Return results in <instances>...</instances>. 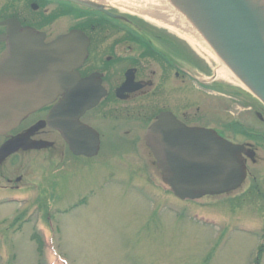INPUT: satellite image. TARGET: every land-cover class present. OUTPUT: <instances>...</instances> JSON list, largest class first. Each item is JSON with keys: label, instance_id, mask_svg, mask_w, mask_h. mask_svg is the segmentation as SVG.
Listing matches in <instances>:
<instances>
[{"label": "rangeland", "instance_id": "rangeland-1", "mask_svg": "<svg viewBox=\"0 0 264 264\" xmlns=\"http://www.w3.org/2000/svg\"><path fill=\"white\" fill-rule=\"evenodd\" d=\"M248 2L264 38V0ZM64 19L55 31L68 28ZM204 51L218 70L217 58ZM218 79V94H198L202 112L214 116L207 122L222 129L235 122L227 135L256 148L239 188L196 200L176 197L140 138L143 130L129 139V127L111 121L89 159L60 143L5 158L0 264H264V104L245 86ZM241 128L246 135L236 131ZM17 176L19 188H3Z\"/></svg>", "mask_w": 264, "mask_h": 264}, {"label": "flooded vegetation", "instance_id": "flooded-vegetation-1", "mask_svg": "<svg viewBox=\"0 0 264 264\" xmlns=\"http://www.w3.org/2000/svg\"><path fill=\"white\" fill-rule=\"evenodd\" d=\"M62 18H66L62 21L68 28L55 31L60 26L56 23ZM49 25L54 27L51 33L43 29ZM28 26L38 34L44 33L46 42L73 29L82 30L88 38V54L79 67L70 66L69 62L70 87L59 91L50 104L30 112L16 127L0 136L3 139L0 146L13 138L23 141L26 149L13 155L57 147L60 143L72 156L89 159L90 156L77 155L71 150L58 125L68 124L72 143L76 145L75 134L86 141L91 138L88 129H92L100 140L98 154L106 136L103 126L112 121L118 128L129 127V139H136L135 133L143 130L140 138L151 152L161 179L165 180L173 171L166 150L182 145L184 137L187 138L182 132L184 126L208 128L233 141L227 132L235 122L223 129L207 122L214 116L203 113V102H199L198 94L220 92L213 56L211 60L201 53L205 49L193 30L182 27L177 20H169L157 8L133 12L96 0H0V62L6 60L8 64L9 96L18 97L26 86L29 96L43 95V80L39 83L37 73L28 70L34 62H29L27 53L22 52L27 51V45L25 42L22 46L23 40L18 37ZM16 72L23 76V86L20 82L12 85V74ZM28 78L30 84L26 82ZM86 79L88 90L79 86L78 91L76 81L82 85ZM93 98L98 99L97 104L86 108L85 100ZM52 110L57 114L54 122L57 126H51L47 120ZM88 145L84 143V147ZM245 145L247 149L241 156L247 159L251 149L256 148L249 142ZM21 181L22 176L8 178L10 185L3 188H19Z\"/></svg>", "mask_w": 264, "mask_h": 264}, {"label": "water", "instance_id": "water-1", "mask_svg": "<svg viewBox=\"0 0 264 264\" xmlns=\"http://www.w3.org/2000/svg\"><path fill=\"white\" fill-rule=\"evenodd\" d=\"M83 2L82 0H71ZM175 1V0H174ZM183 11L194 29L202 35L216 54L225 62L239 80L264 103V38L259 19L248 0H182ZM175 4V3H174ZM18 36L26 42L28 61L34 62L28 70L37 73L39 83L43 80V95L29 96L26 90L18 97L6 92L8 64L0 62V136L17 126L24 116L50 104L54 96L70 87L68 66L79 67L87 55L88 39L80 30L60 35L46 43L45 34L25 27ZM37 41L32 43V41ZM75 56V60H71ZM13 83L25 84L23 76L12 74ZM36 79V76H35ZM88 79L80 86L88 90ZM30 84V79L26 80ZM79 91V89H78ZM78 94V92H76ZM85 93V92H84ZM105 94V93H104ZM86 96V93H85ZM79 97H76L78 100ZM98 99H86V108L97 104ZM54 110L47 120L51 126H57ZM164 120V116H161ZM64 124V125H62ZM59 128L70 143L71 150L77 155L94 156L100 146L97 133L88 129L91 138L84 141L75 134L76 144L72 143L67 123ZM187 138L178 148L166 150L172 174L165 182L174 194L182 199H197L206 194H222L239 188L247 177V167L241 152L244 144L233 143L220 137L208 128L183 127ZM90 145L84 147V143ZM51 144L47 142V145ZM26 149L20 138L6 141L0 147V162L9 155ZM255 151L249 156L253 158ZM162 167V166H161Z\"/></svg>", "mask_w": 264, "mask_h": 264}, {"label": "bare ground", "instance_id": "bare-ground-1", "mask_svg": "<svg viewBox=\"0 0 264 264\" xmlns=\"http://www.w3.org/2000/svg\"><path fill=\"white\" fill-rule=\"evenodd\" d=\"M100 3H109L120 5L122 8L136 11L143 10H152L154 7L158 9V11L164 15H167V18L171 21L177 20L182 27L187 28L188 30H192V23L189 20L188 16L185 15L183 11V2L182 0H96ZM175 3V4H174ZM193 33L196 37H198L200 43L204 48H206L211 54H213L219 63L218 67V75L224 77L236 84L241 86H245L237 76L231 71V69L225 64V62L216 54V52L212 49V47L206 42L205 38L201 35L200 37L197 35V32L193 30Z\"/></svg>", "mask_w": 264, "mask_h": 264}, {"label": "trees", "instance_id": "trees-1", "mask_svg": "<svg viewBox=\"0 0 264 264\" xmlns=\"http://www.w3.org/2000/svg\"><path fill=\"white\" fill-rule=\"evenodd\" d=\"M261 249H263V248L261 247Z\"/></svg>", "mask_w": 264, "mask_h": 264}]
</instances>
